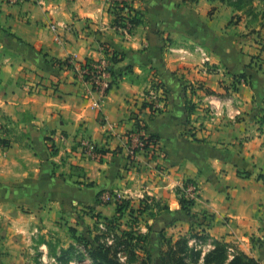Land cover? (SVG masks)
Returning a JSON list of instances; mask_svg holds the SVG:
<instances>
[{"label": "crops", "instance_id": "obj_1", "mask_svg": "<svg viewBox=\"0 0 264 264\" xmlns=\"http://www.w3.org/2000/svg\"><path fill=\"white\" fill-rule=\"evenodd\" d=\"M243 1L136 0L141 23L123 34L108 0H0V264H45L76 237L93 242L99 220L117 216L105 192L153 205L137 230L154 264L168 241L203 229L264 264V0ZM110 53L119 61L102 96L78 71ZM241 74L249 83L232 89ZM157 81L153 113L145 96ZM137 121L159 152L130 157ZM186 181L200 189L191 215L178 195Z\"/></svg>", "mask_w": 264, "mask_h": 264}, {"label": "trees", "instance_id": "obj_2", "mask_svg": "<svg viewBox=\"0 0 264 264\" xmlns=\"http://www.w3.org/2000/svg\"><path fill=\"white\" fill-rule=\"evenodd\" d=\"M241 3H244V1L242 0ZM125 9L126 6H117L115 9L114 6L109 8V13L113 17L112 26L119 25L128 18L134 27L140 25L141 18L133 11V7L128 8L130 16L127 18L123 14ZM109 55L107 56L112 64L119 61L115 53H110ZM61 64L65 65L67 62ZM241 79L249 83V77L246 74H241L235 78L236 82L232 89L237 90V85ZM146 143L145 149H148L151 144H158L154 137H149ZM178 193L182 209L191 215V207H193L195 201L186 200L181 189ZM116 204L118 207L117 216L111 222L104 219L100 221L101 216H97L99 217V222L97 223L99 233L95 236L93 242L83 237H76L77 247H72L62 256H55L54 258L61 264H70L72 261L84 262L86 260H90L92 264H154L152 254L148 249L150 245L148 235L142 234L134 227L130 230L119 232L117 225L118 221L126 214H129L130 218L138 225L140 217L145 214L154 215L153 205L149 204L146 199L141 201L137 209L132 206V202L129 199L118 200ZM101 224H104L105 229L100 228L99 225ZM208 225L205 220L200 223V226L203 227ZM194 239L203 243L210 241L204 229L190 237H182L175 243L168 241L167 249L162 252V264H200L201 262L202 264H259L258 260L241 251H235L234 254H231L230 248H233L231 245L215 240L210 241L214 249L203 254V250L190 246V241ZM71 253H73V256ZM119 254L126 256L125 263L120 260Z\"/></svg>", "mask_w": 264, "mask_h": 264}, {"label": "built area", "instance_id": "obj_3", "mask_svg": "<svg viewBox=\"0 0 264 264\" xmlns=\"http://www.w3.org/2000/svg\"><path fill=\"white\" fill-rule=\"evenodd\" d=\"M16 3L20 2L22 0H14ZM136 0H108L109 7H113L114 9L117 8V6H126L125 11L123 12L124 16L127 18L130 16L129 9L130 7H133V4ZM128 7V8H127ZM55 28V26H53ZM115 30L118 32H122L123 34H131L132 31L136 27H134L130 22L129 18L121 22V24L114 26ZM183 57L182 60H184L187 57H191L192 53L185 49L179 50ZM196 52L200 53L202 56V61L204 65H208L210 63V57L204 52L203 49L196 48ZM111 66L112 63L108 56H104L102 59L98 61H87L84 64L80 66V69L78 71L79 75L82 79L89 82L93 88L97 91H99L102 96L106 95L108 90L110 89V77H111ZM239 84H246V81L244 79L240 80ZM164 90L163 86L159 81H157L156 84L150 88L148 91V94L145 96V104L148 106V108L153 112L157 113L160 111L161 105L164 102ZM219 101L215 97H212L209 99V115L212 118L220 117L222 116V105L218 106L215 101ZM149 137L145 134V128L142 124V122L137 121L136 128L128 134V141L132 145H129V155L130 157H135L137 151H148L151 154H155L160 151L158 144H151V146L148 149H145L146 146V140ZM80 146L81 148L89 153L90 155L97 156L98 151L96 146L90 141L88 138H82L80 140ZM180 189L182 190V193L186 200L188 201H196L200 189L196 183L193 181H186L182 183L180 186ZM124 199L119 194L111 193V192H105L101 195V200L104 203H117L118 200ZM101 229H105V226L103 224L100 225ZM190 246L195 247L197 249L203 250V254H205L208 251H211L214 249V246L209 241L207 243H203L199 240H191ZM235 250L234 248H230V253L234 254ZM120 260L125 263L126 262V256L123 254H119ZM45 264H61L59 261H57L56 258L52 257L50 260L45 261ZM70 264H92L90 260H86L84 262H78L75 261L74 263ZM202 264V262L200 263Z\"/></svg>", "mask_w": 264, "mask_h": 264}, {"label": "rangeland", "instance_id": "obj_4", "mask_svg": "<svg viewBox=\"0 0 264 264\" xmlns=\"http://www.w3.org/2000/svg\"><path fill=\"white\" fill-rule=\"evenodd\" d=\"M147 218V217H146ZM143 219V220H142ZM141 220L138 221V225H136V222H134L133 220H127L125 224H127V226H124V228H135V229H140L141 231H143L144 229L146 230L147 226H149L150 224L148 223V219H145V217L143 216ZM198 229V228H197ZM121 232V230L119 231ZM148 249L154 250L152 245H149Z\"/></svg>", "mask_w": 264, "mask_h": 264}]
</instances>
